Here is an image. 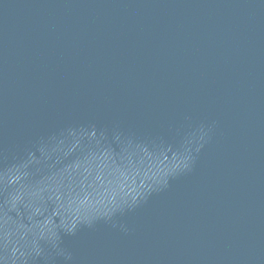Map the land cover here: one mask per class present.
Here are the masks:
<instances>
[{"label": "water", "instance_id": "1", "mask_svg": "<svg viewBox=\"0 0 264 264\" xmlns=\"http://www.w3.org/2000/svg\"><path fill=\"white\" fill-rule=\"evenodd\" d=\"M10 229L26 264H264V0H0Z\"/></svg>", "mask_w": 264, "mask_h": 264}, {"label": "clouds", "instance_id": "2", "mask_svg": "<svg viewBox=\"0 0 264 264\" xmlns=\"http://www.w3.org/2000/svg\"><path fill=\"white\" fill-rule=\"evenodd\" d=\"M201 133L202 134L199 136V138H197L194 134L192 138L187 141V143H196L199 145V141L204 140L206 135V133L203 132V129H201ZM162 151L163 149H161L159 152L153 151V153L156 154L158 158ZM192 160L193 157L191 155L190 149H186L180 154H173L172 158L167 160V163L162 164V166H154L153 169L150 170V175L145 174L142 183H146H143L142 187H138L131 192H122L118 194V202L107 211H103L101 215L110 216L111 213L116 210V208H121L123 204L129 203V201L131 202L129 206L135 205L138 202V196L143 197L147 191L153 189L155 186L166 185L169 175H173L178 171H183L190 168ZM105 208H107V205ZM91 220H89L88 223H91ZM69 232H71V230H69ZM58 239L59 237L55 239H49L46 242L50 243L53 247H56ZM42 252L43 249L41 248L40 243L35 240L26 242L20 247H17L15 242L12 240V231L10 229L8 242L0 243V264H21V261L26 264L28 258L32 256H39L42 254Z\"/></svg>", "mask_w": 264, "mask_h": 264}]
</instances>
